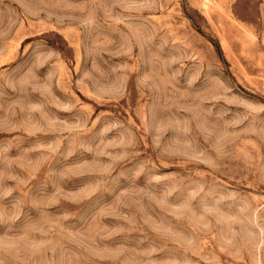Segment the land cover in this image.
Returning a JSON list of instances; mask_svg holds the SVG:
<instances>
[{
	"label": "rangeland",
	"instance_id": "1",
	"mask_svg": "<svg viewBox=\"0 0 264 264\" xmlns=\"http://www.w3.org/2000/svg\"><path fill=\"white\" fill-rule=\"evenodd\" d=\"M0 264H264V0H0Z\"/></svg>",
	"mask_w": 264,
	"mask_h": 264
}]
</instances>
